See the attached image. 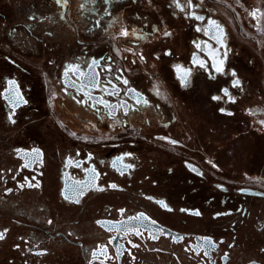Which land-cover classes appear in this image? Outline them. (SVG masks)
<instances>
[{
  "label": "flooded vegetation",
  "instance_id": "flooded-vegetation-1",
  "mask_svg": "<svg viewBox=\"0 0 264 264\" xmlns=\"http://www.w3.org/2000/svg\"><path fill=\"white\" fill-rule=\"evenodd\" d=\"M0 236V264H264V0H0Z\"/></svg>",
  "mask_w": 264,
  "mask_h": 264
},
{
  "label": "snow or ice",
  "instance_id": "snow-or-ice-1",
  "mask_svg": "<svg viewBox=\"0 0 264 264\" xmlns=\"http://www.w3.org/2000/svg\"><path fill=\"white\" fill-rule=\"evenodd\" d=\"M189 3H191V0H189ZM252 15L253 16H255V13H252ZM198 19H202V17H198ZM209 23L210 24H214L215 22L214 21H209ZM201 66H203V64H201ZM217 71H221V69H217ZM183 79L184 78H182V82H183ZM10 83H12V82H10ZM125 83H127V81H125ZM235 83L236 84H238L239 83V81H235ZM227 92V90H225V93ZM214 99H217L216 97H214ZM37 155H39V150L38 149H35V150H33ZM130 167V166H129ZM94 171V170H93ZM31 186V185H30ZM110 187H116L115 185H110ZM98 190H103V189H98ZM161 204H163V202L161 201L160 202ZM197 215H199V213L197 212L196 213ZM142 215L143 214H141L140 216H137V217H135L134 219H137V220H139V219H141V217H142ZM99 223V222H98ZM137 234H139V233H137ZM0 238H2V236H0ZM153 238H155V237H153ZM96 256V253L95 252H93V257H95Z\"/></svg>",
  "mask_w": 264,
  "mask_h": 264
}]
</instances>
